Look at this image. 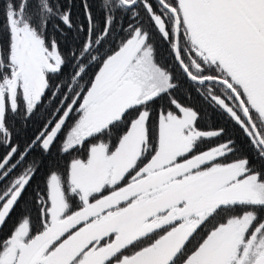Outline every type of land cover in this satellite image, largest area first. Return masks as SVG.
<instances>
[{"label": "snow or ice", "instance_id": "1", "mask_svg": "<svg viewBox=\"0 0 264 264\" xmlns=\"http://www.w3.org/2000/svg\"><path fill=\"white\" fill-rule=\"evenodd\" d=\"M81 8L0 0V264H264V0Z\"/></svg>", "mask_w": 264, "mask_h": 264}, {"label": "trees", "instance_id": "2", "mask_svg": "<svg viewBox=\"0 0 264 264\" xmlns=\"http://www.w3.org/2000/svg\"><path fill=\"white\" fill-rule=\"evenodd\" d=\"M89 3L92 4H96L98 2V0H88ZM65 3H69L72 5V12H73V18L74 20H76L79 23H83L84 22V13H83V9L81 8V0H65ZM96 15H100L99 13H95ZM125 24H127V21L125 20ZM50 31H52L50 29ZM54 35H56L57 39H60V36L58 33L53 32ZM167 51H165L164 47L160 46L158 48V53L161 55L162 58H164L165 60L168 58V54L166 55ZM169 60V59H167ZM196 107H200V105L198 104V102L195 104H193ZM208 111V118L205 119L203 122L206 123H211L213 124L214 129L220 125H222L224 123V121L218 117L217 115H215L214 113L211 112V110H207ZM210 112H211V116H210ZM31 129H29V133H31Z\"/></svg>", "mask_w": 264, "mask_h": 264}, {"label": "rangeland", "instance_id": "3", "mask_svg": "<svg viewBox=\"0 0 264 264\" xmlns=\"http://www.w3.org/2000/svg\"><path fill=\"white\" fill-rule=\"evenodd\" d=\"M164 45H166V44H164L162 41H158V43H157V47L159 48L160 46H162V47H164ZM166 51V50H165ZM166 53V55H167V52H165ZM168 56V55H167ZM158 58L159 59H161L162 61H164V62H167L168 60L167 59H169V56H168V58L165 60L164 58H162L161 57V55L158 53ZM181 99H183V97H181ZM187 102V101H186ZM192 103L194 104H196L197 102L195 101V100H193L192 101ZM210 116H211V112H210ZM200 127L202 128V129H204V130H212V129H214V127H213V124H212V122L211 123H204L203 121L200 123ZM217 141H209V142H207L205 145H203L202 147H204V148H207V147H209V146H211V144H214V143H216Z\"/></svg>", "mask_w": 264, "mask_h": 264}, {"label": "flooded vegetation", "instance_id": "4", "mask_svg": "<svg viewBox=\"0 0 264 264\" xmlns=\"http://www.w3.org/2000/svg\"><path fill=\"white\" fill-rule=\"evenodd\" d=\"M164 49L167 51V45H164Z\"/></svg>", "mask_w": 264, "mask_h": 264}]
</instances>
